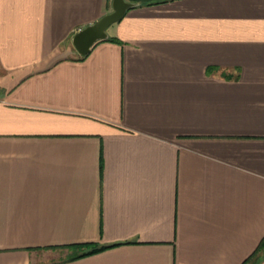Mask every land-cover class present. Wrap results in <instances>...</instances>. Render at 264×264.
I'll return each instance as SVG.
<instances>
[{"label":"crops","instance_id":"1","mask_svg":"<svg viewBox=\"0 0 264 264\" xmlns=\"http://www.w3.org/2000/svg\"><path fill=\"white\" fill-rule=\"evenodd\" d=\"M111 9L0 0V264H264V0Z\"/></svg>","mask_w":264,"mask_h":264},{"label":"water","instance_id":"2","mask_svg":"<svg viewBox=\"0 0 264 264\" xmlns=\"http://www.w3.org/2000/svg\"><path fill=\"white\" fill-rule=\"evenodd\" d=\"M111 4V11L73 34L72 44L80 55L87 54L98 40L106 39L108 37L107 28L121 19L129 7L138 3L128 0H111Z\"/></svg>","mask_w":264,"mask_h":264},{"label":"trees","instance_id":"3","mask_svg":"<svg viewBox=\"0 0 264 264\" xmlns=\"http://www.w3.org/2000/svg\"><path fill=\"white\" fill-rule=\"evenodd\" d=\"M161 1H164V0H141V1H139L138 0V4H142V3H145V4H153V3H157V2H161ZM63 246H65V247H69V248H78V247H83V246H85L84 244H68V245H63ZM99 248H101V247H99ZM96 250V248H92L90 251H88V252H85L86 254L87 253H90V252H92V251H95ZM75 256H78V255H73V256H70V258H73V257H75Z\"/></svg>","mask_w":264,"mask_h":264},{"label":"rangeland","instance_id":"4","mask_svg":"<svg viewBox=\"0 0 264 264\" xmlns=\"http://www.w3.org/2000/svg\"><path fill=\"white\" fill-rule=\"evenodd\" d=\"M137 2V1H136ZM138 3V2H137ZM67 248H69V247H67ZM61 249H64L63 247H58L57 249H55V251H60L59 253H62V252H64L63 250H61ZM65 249H66V247H65ZM67 253V252H66ZM61 255L62 254H60V255H58V254H53V255H51L52 256V258L53 259H55V258H58V257H61Z\"/></svg>","mask_w":264,"mask_h":264}]
</instances>
